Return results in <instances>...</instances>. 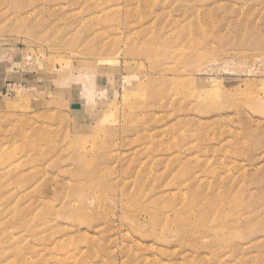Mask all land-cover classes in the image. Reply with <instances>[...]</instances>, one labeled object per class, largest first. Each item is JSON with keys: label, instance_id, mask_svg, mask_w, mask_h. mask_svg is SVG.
I'll return each mask as SVG.
<instances>
[{"label": "rangeland", "instance_id": "obj_1", "mask_svg": "<svg viewBox=\"0 0 264 264\" xmlns=\"http://www.w3.org/2000/svg\"><path fill=\"white\" fill-rule=\"evenodd\" d=\"M0 264H264V0H0Z\"/></svg>", "mask_w": 264, "mask_h": 264}, {"label": "bare ground", "instance_id": "obj_2", "mask_svg": "<svg viewBox=\"0 0 264 264\" xmlns=\"http://www.w3.org/2000/svg\"><path fill=\"white\" fill-rule=\"evenodd\" d=\"M3 197H5V196H3ZM39 200H41V199H39ZM40 202H41V201H40ZM29 210H31V208H29ZM25 212H28V210H26ZM27 214H28V213H27ZM40 214H41V218H42V219H43V218L46 219L47 222H48V219L45 218V217H46V216H45V215H46L45 210H44L43 212H41ZM26 216H27V215H25V214L22 215V218H21V219H22V220H26V219H27ZM42 216H43V217H42ZM44 216H45V217H44ZM44 219H43V220H44ZM46 220H45V221H46ZM32 226H33V229H32V230L35 231V230L37 229V225L34 224V225H32ZM25 255H26V254H25ZM10 261H11V262H12V261L14 262L15 259L13 258V259H11ZM22 261H24L23 258L18 259V262H22Z\"/></svg>", "mask_w": 264, "mask_h": 264}]
</instances>
